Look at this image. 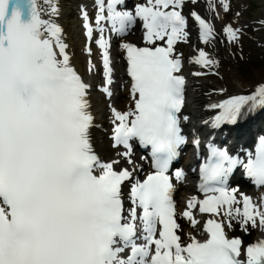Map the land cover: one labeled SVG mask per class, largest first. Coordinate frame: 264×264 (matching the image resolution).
Masks as SVG:
<instances>
[{
    "label": "bare ground",
    "instance_id": "bare-ground-1",
    "mask_svg": "<svg viewBox=\"0 0 264 264\" xmlns=\"http://www.w3.org/2000/svg\"><path fill=\"white\" fill-rule=\"evenodd\" d=\"M88 3V0H40L45 21V30L49 32L56 41L59 50L58 59L60 64L62 66L68 65L73 67L79 71L83 77L89 76L86 73L88 66H94L95 64V56L91 54L87 44L94 41L98 35L104 33L102 24L95 21V15H88L85 12L83 15L82 11L80 12L81 6H84L86 11L91 8L90 5L87 6ZM176 9L184 15L186 21L190 20V15L193 14L196 9H200L213 29L215 28V30L218 31V27L221 24L220 18L215 13L214 4L211 5L208 1L205 3H202L201 0L184 1L178 3ZM257 15H259V13L255 14L253 20L258 19L256 18ZM80 21L84 22V27L79 24ZM88 21L91 22V28L89 30L86 27ZM238 22L239 24L236 25V28L242 25H248L247 20L244 21L239 19ZM168 27L173 33L167 32L165 34V39L173 49L174 55L179 60L178 66L183 68L182 72H188V74H190L187 76V82L190 83L188 87V100L191 101V105L186 106L191 110L187 112L189 116V128H196V126L191 127L193 118L197 116V111L198 116H201V112L205 108L204 104L208 100H212L219 95L218 89H225L231 93H237L249 90V88H254L264 83V66L258 70H254L252 75H246L236 67L234 61L232 62V58L228 55L229 48L227 45L229 37L226 36V34L223 35L222 32L220 34L222 35L221 43L224 44L223 53L229 58L223 60L222 58H217L214 49L210 50V48L205 47L206 41L204 37L200 39H198L199 37L196 38L192 49H185L178 45L180 39L189 37V31L192 29L190 26H183L178 29L176 27H172L171 29V25ZM192 32L196 33L197 31L194 30ZM192 32L191 34H194ZM131 34L136 40L138 37L137 27L134 28V32ZM131 34H129V36H131ZM73 36L76 37L77 42H74ZM175 36H177V39H175ZM121 41L129 45L126 39L123 38ZM114 52L118 59H123L119 49H116ZM200 54L206 55L208 58L201 60L199 57H196ZM213 55L217 58V62ZM86 62L88 65H86ZM228 66L231 67L232 71H236L237 73H229L227 71ZM187 68L188 70H186ZM98 76L100 77V74ZM124 78L125 77H120L121 83L118 89L126 88L127 90V87L121 88V86L126 85ZM94 86L95 89L87 94L90 106L87 113L91 116V129L89 135L90 146L101 156V160L108 166L123 170L135 164L134 168L137 174H141L145 168L141 166L137 156L133 153L125 155L117 148L116 144H112L113 140H116L117 137L124 133L133 119L134 107L130 101V96L132 97L131 93L121 90L118 91L114 99L115 106H111L107 99L101 96L100 84L97 83ZM99 108L111 115V119L108 122L110 126L109 131L108 129H103L101 127L102 122L96 119L95 113ZM194 108L201 109L198 110ZM196 122L198 123V121ZM248 132L249 126H246L243 131L239 128H234L230 130V135L226 139L232 142L233 147L244 150L246 148L245 141ZM122 193H124V191H122ZM256 201L261 203L264 211V199L258 196ZM194 202V199L186 198L181 200L180 204L189 206ZM226 219L231 221L228 226V231L233 238H241L248 244L264 243L263 240H260L254 235L256 229H264V220L250 219L246 217L241 210L240 212L233 210ZM199 232V225L193 227L191 224L186 227V237H184V239L186 238L188 242L193 238V233L196 234Z\"/></svg>",
    "mask_w": 264,
    "mask_h": 264
},
{
    "label": "rangeland",
    "instance_id": "rangeland-1",
    "mask_svg": "<svg viewBox=\"0 0 264 264\" xmlns=\"http://www.w3.org/2000/svg\"><path fill=\"white\" fill-rule=\"evenodd\" d=\"M238 1L233 0L232 11H234V13L231 12L230 17L226 18L225 21L222 19V16H218V17L220 18L221 21L222 32L223 31L227 32V36L229 37L227 47L229 48L228 55L232 58V62L234 61L236 67L239 68L240 71L243 72L244 74L252 75L254 70H258L259 68L264 66L263 28L260 31L256 30L255 26H252L251 29H248L246 27L240 29L237 32L235 30H236V25L239 24L238 22L239 19H242L244 21L247 20L249 25L252 21H255L253 20V18L256 13H259V15L256 16V18H258L259 20H264V14H263L264 0H248V1L238 0ZM215 9L218 11L219 9L218 5ZM230 11H226L225 16H229ZM194 37L196 36L193 35V37H190L188 40H184L183 42H181V45L184 48H193ZM219 38H220V34L219 36L213 34L211 36L206 37L205 41L209 39L210 45H208V47L215 50L218 59L220 58H222L223 60L229 59L223 53L224 44L222 43L219 44ZM73 40L74 42H77L75 36H73ZM214 58L216 57L214 56ZM227 71L229 73H237L236 71H232L231 67L229 66L227 68ZM98 118L104 123V127L107 128L108 126L107 116L105 114H101ZM256 236L259 238H264V232H262L261 230H257Z\"/></svg>",
    "mask_w": 264,
    "mask_h": 264
}]
</instances>
